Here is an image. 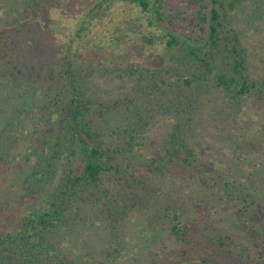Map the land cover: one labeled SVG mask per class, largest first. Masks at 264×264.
Masks as SVG:
<instances>
[{
	"label": "trees",
	"instance_id": "1",
	"mask_svg": "<svg viewBox=\"0 0 264 264\" xmlns=\"http://www.w3.org/2000/svg\"><path fill=\"white\" fill-rule=\"evenodd\" d=\"M63 5L78 14L69 36L35 29ZM121 6L134 16L88 48ZM263 8L30 0L0 23V171L25 138L30 166L19 210L7 224L0 214V264H264V76L251 74L239 27L242 10ZM131 43L169 63L106 60Z\"/></svg>",
	"mask_w": 264,
	"mask_h": 264
},
{
	"label": "rangeland",
	"instance_id": "2",
	"mask_svg": "<svg viewBox=\"0 0 264 264\" xmlns=\"http://www.w3.org/2000/svg\"><path fill=\"white\" fill-rule=\"evenodd\" d=\"M15 0H0V23L9 22L20 15L22 7L28 3L30 0H16L19 3V7H12L10 4L14 3ZM24 3V4H22ZM71 7L76 8L80 4L78 2H70ZM23 6H22V5ZM67 5V4H66ZM66 5H63L61 8L50 7L47 14L40 18L36 16V18H32L31 22L35 29L38 31H42L47 34H55L68 36L74 31L75 26L78 21V14L72 13L67 10ZM50 6V5H48ZM34 8V6H33ZM78 9V8H77ZM250 10V9H249ZM242 10L241 18L239 19V27L241 29L243 35V43L248 48L250 52V68L251 74L254 77H263L264 76V8L260 17H254L253 15H248V17L243 16L244 13L249 11ZM35 11V8H34ZM34 15V14H33ZM132 13L127 7H119L114 11V21H107L106 25L98 28L94 34L89 37L87 40L88 48L92 46L94 41L97 40L98 37L111 36L110 34L117 33V27L119 24L124 23L129 17H133ZM130 32V31H129ZM133 35V33H130ZM104 39V38H102ZM32 44V48L36 50L38 53L43 51V48L37 44V41L30 40ZM105 58L108 62L112 60H117L119 62L125 64H140L143 66H159L168 64L169 61H165L163 58L157 55L147 54L141 47L135 44H127L122 49H118L117 47H109L104 52ZM99 85L102 83L99 82ZM105 89L110 92L118 91V85L116 82L110 81L105 84ZM168 129L164 127L163 124L156 126L155 130L150 133L152 138V142L160 141L162 136L165 135ZM28 139L26 138L20 142V150L19 152L23 154L20 158H18L17 162L13 164L10 168L5 169L4 171H0V214L2 217V221L4 223H8L10 219L16 214V211L19 210V206L17 205V196L20 198V189H22V181L25 179L26 173L29 171V164L26 162L25 150L28 146ZM154 147V146H152ZM148 154L151 151L146 150ZM224 157V156H223ZM236 158L231 156L229 159V167L232 166V169L236 167L234 163H236ZM227 160V159H226ZM242 163H237L242 167ZM25 165V170L21 169L22 165ZM239 167V166H238ZM249 167V166H248ZM246 170L247 167H244ZM246 172V171H245ZM256 187H264V178L261 176L259 178H255ZM226 219H230V216H226ZM241 225V220H236Z\"/></svg>",
	"mask_w": 264,
	"mask_h": 264
}]
</instances>
